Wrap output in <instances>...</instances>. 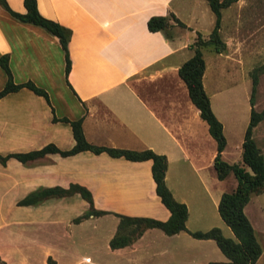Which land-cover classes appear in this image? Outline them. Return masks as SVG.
I'll list each match as a JSON object with an SVG mask.
<instances>
[{"label": "crops", "instance_id": "0c3cea01", "mask_svg": "<svg viewBox=\"0 0 264 264\" xmlns=\"http://www.w3.org/2000/svg\"><path fill=\"white\" fill-rule=\"evenodd\" d=\"M241 1L220 8L219 22L225 10ZM4 2L13 12H25L23 0ZM35 2L41 16L70 30L69 69L65 74L56 36L18 21L0 4V57L5 58L12 83L31 82L47 96L46 100L19 87L0 97V155L38 151L46 145L66 151L74 139L69 122L61 118L80 119L90 144L134 151L147 148L164 155V184L186 207V230L167 235L147 228L128 245L109 246L119 215L160 221L169 216L155 193L150 159L130 160L89 150L66 155L46 152L24 162L8 157L0 162V260L4 264H47L48 257L54 264H228L213 239L194 238L187 232L217 227L222 236L235 239L220 218L217 203L220 194L236 183L226 187L225 177H216L215 142L177 75L178 67L192 55L195 38H207L213 27L214 15L206 0ZM151 16L169 17L168 36L147 29ZM201 79L205 92L203 74ZM5 81L0 67V89ZM134 82L148 87L147 97ZM225 147L226 142L220 158L231 164ZM237 147L239 157L233 163L241 164V141ZM71 184L84 187L92 207L104 213L74 221L88 209L78 193L17 204L30 192L67 189ZM263 194L250 195L242 209L261 249L256 264H261L263 252L264 211L258 207L255 212L250 204Z\"/></svg>", "mask_w": 264, "mask_h": 264}, {"label": "trees", "instance_id": "16d2710c", "mask_svg": "<svg viewBox=\"0 0 264 264\" xmlns=\"http://www.w3.org/2000/svg\"><path fill=\"white\" fill-rule=\"evenodd\" d=\"M232 1L234 0H206L210 11L214 15L213 27L207 38H201L200 36L195 38L190 46L192 55L178 67L177 75L184 83L189 101L198 110L199 117L207 124L208 133L215 142L216 154L212 165L216 172V177L222 179L228 173H231L236 179L235 187L231 191L222 192L217 203L218 214L222 221L230 228L235 239L222 236L217 227H211L204 231L196 230L187 232L194 238L213 239L220 251L227 258L228 264H256L261 249L255 238L252 226L242 209L250 195L264 191V159L251 137V130L259 121L260 114L254 112V110L250 108L249 119L241 141V164L226 163L220 158V152L225 145L222 124L212 112L208 97L203 90L201 82L204 70V60L202 58L201 49L206 46H211L214 52L218 53L223 50L224 43L220 40L217 32L220 19V8L227 6ZM0 4L18 21L37 25L46 32L57 37L60 48L63 51L64 73L66 74L69 69L67 41L70 36V30L55 21L41 16L36 9L35 0H23L25 12L22 14L8 9L4 0H0ZM168 19L169 17L167 16H151L146 21L147 29L150 31L161 30L168 36V30L165 26ZM0 67L6 74V81L0 89V97L19 87H26L34 93L42 95L47 100L46 93L31 82H23L20 84L12 83L4 57H0ZM249 104L250 106L252 105L251 99H249ZM61 120L69 122L71 127L74 144L70 149L59 151L53 145H46L38 151L0 155V162L3 163L8 157H14L24 162L30 157L46 152H59L62 155H66L81 150H89L93 153L105 151L111 156H123L130 160L150 159L151 176L155 185L154 190L160 202L169 211V216L166 220L160 221L149 217L119 215L117 229L109 240V246L111 248H116L128 245L147 228H158L167 235L186 230L184 226L186 207L183 203L173 199L171 193L164 184V171L166 167L164 155L154 153L147 148L134 151L90 144L83 136L80 127V119L67 120L66 118H61ZM73 193H78L88 203V209L81 215L75 217L73 219L74 221L86 218L89 215H100L104 213L92 207L90 193L84 187L77 184H71L67 189H39L28 193L22 199L18 200L17 204L27 205L51 196H64ZM0 264H4V262L0 260ZM47 264H54V261L48 257Z\"/></svg>", "mask_w": 264, "mask_h": 264}, {"label": "rangeland", "instance_id": "374dc122", "mask_svg": "<svg viewBox=\"0 0 264 264\" xmlns=\"http://www.w3.org/2000/svg\"><path fill=\"white\" fill-rule=\"evenodd\" d=\"M224 13L217 30L224 43L223 50L217 53L211 46L201 49L206 60L203 70L205 93L212 112L223 126L227 159L232 163L238 161L237 146L242 141L250 108L260 114L251 137L264 159V0H243L238 7ZM134 84L147 97L148 87L140 82ZM59 87H62L61 83ZM224 180L226 187H234L236 183L231 173ZM251 202V210L256 212L261 207L264 211V194L254 197ZM260 243L263 252L259 263L264 264V239H260Z\"/></svg>", "mask_w": 264, "mask_h": 264}, {"label": "water", "instance_id": "95a60500", "mask_svg": "<svg viewBox=\"0 0 264 264\" xmlns=\"http://www.w3.org/2000/svg\"><path fill=\"white\" fill-rule=\"evenodd\" d=\"M166 26V25H165Z\"/></svg>", "mask_w": 264, "mask_h": 264}]
</instances>
